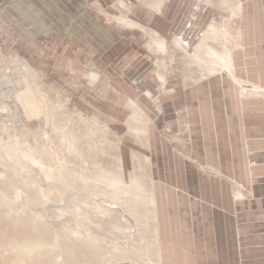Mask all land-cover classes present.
Segmentation results:
<instances>
[{"label":"rangeland","instance_id":"obj_1","mask_svg":"<svg viewBox=\"0 0 264 264\" xmlns=\"http://www.w3.org/2000/svg\"><path fill=\"white\" fill-rule=\"evenodd\" d=\"M109 1L90 0L89 8L103 22L129 30L138 55L128 65L124 60L94 67L85 60L82 68L100 70L101 79H68L48 69L39 55L33 59L6 48V42L16 45L18 38L6 34L4 29L10 28L0 17L4 24L0 26V264L22 258L15 246L40 238L55 249L34 256L36 264H161L160 243L155 241L156 210L147 205L153 187L154 147L149 138L162 151L193 160L190 132L168 107L169 91L207 77L211 68L223 65L221 57L233 53L241 42V4L239 0H111L109 5ZM122 17L139 27L128 25ZM159 37L166 38V52L157 42ZM211 49L221 53L220 58L213 57ZM147 62L144 73L152 81L138 83L136 78L142 80L145 74L136 78L133 74ZM254 86L244 82L239 89L245 96L264 95L263 87ZM142 94L155 102L157 115L134 106L144 101ZM195 166L205 174L216 173L206 164L195 162ZM135 177L145 185L140 191ZM231 190L234 200L252 195L248 186L236 182ZM66 246L74 253L64 252ZM28 257L23 264L33 263Z\"/></svg>","mask_w":264,"mask_h":264},{"label":"crops","instance_id":"obj_2","mask_svg":"<svg viewBox=\"0 0 264 264\" xmlns=\"http://www.w3.org/2000/svg\"><path fill=\"white\" fill-rule=\"evenodd\" d=\"M89 2L0 0V17L18 38L6 48L39 55L68 79H101L100 70L82 68L85 60L94 67L133 63L138 50L131 32L103 22ZM239 2L241 45L231 54L233 74L216 71L169 91L168 107L190 132L193 160L170 155L149 138L161 264H264V95L245 96L239 89L242 82L264 88V0ZM148 62L133 74H145L138 83L152 81L144 73ZM146 95L134 106L155 116L159 111ZM195 162L216 173L201 172ZM233 182L252 195L234 200Z\"/></svg>","mask_w":264,"mask_h":264},{"label":"bare ground","instance_id":"obj_3","mask_svg":"<svg viewBox=\"0 0 264 264\" xmlns=\"http://www.w3.org/2000/svg\"><path fill=\"white\" fill-rule=\"evenodd\" d=\"M160 2L157 4V7L159 6L160 7ZM240 10V9H239ZM236 11V10H235ZM238 12H240V11H238ZM192 19V18H191ZM121 20H123V22H125V23H127L128 25H130V26H138V23L137 22H134V21H132V20H130V19H126L125 17H122L121 18ZM122 22V23H123ZM211 24H212V22H211ZM216 25V24H215ZM197 26V23H195L192 27H196ZM201 26V25H200ZM217 26V25H216ZM225 26V25H224ZM227 26V25H226ZM139 27V26H138ZM191 27V28H192ZM202 28V27H201ZM208 28V27H207ZM214 28H216V27H214ZM219 28V27H218ZM211 29V28H210ZM207 30V29H206ZM209 30V29H208ZM222 30V29H221ZM230 30V29H229ZM210 31V30H209ZM218 31H220V29L218 30ZM218 31H216V30H211V34L212 35H218ZM224 31H226V30H223V33H225L226 34V32H228V31H226V32H224ZM206 33V32H205ZM208 33V32H207ZM206 33V34H207ZM153 34H154V36H158V33L157 32H153ZM211 34H207V37H209V36H211ZM205 35V34H204ZM209 35V36H208ZM227 35H229V34H227ZM219 36H222L221 34L219 35ZM218 36V37H219ZM230 37V36H229ZM241 37V36H240ZM204 38H206V37H204ZM213 38L215 39V37L213 36ZM212 38V39H213ZM239 38V37H238ZM208 39H211L210 37L208 38ZM217 39V38H216ZM215 39V40H216ZM221 39V38H220ZM225 39V38H224ZM227 39V38H226ZM225 39V40H226ZM206 40V39H205ZM241 40V39H240ZM176 41V44H177V46L178 47H182V43H181V41L180 40H175ZM207 41V40H206ZM212 41H214V40H212ZM217 41H218V39H217ZM217 41H215V42H217ZM157 42H158V44H160L161 46H162V51H164V52H166L165 50H166V48H167V41H166V38L165 37H159L158 39H157ZM203 42V41H202ZM201 42V43H202ZM237 42V41H236ZM207 44V43H206ZM209 44V43H208ZM237 44V43H236ZM185 45V44H184ZM199 45V44H198ZM241 45V44H240ZM176 46V45H175ZM211 46H212V43H211ZM236 46V45H235ZM202 47V46H201ZM201 47H199V48H201ZM208 47V46H207ZM237 47V46H236ZM242 47V46H241ZM180 48H178V49H180ZM183 48V47H182ZM205 49H206V46L204 47ZM209 48V47H208ZM215 48V47H214ZM240 48V47H239ZM197 49V48H196ZM195 49V50H196ZM233 49V48H232ZM187 50V49H186ZM195 50L193 51V52H195ZM199 50V49H198ZM201 51H202V49H200ZM199 50V51H200ZM208 50V49H207ZM217 50V49H216ZM188 51H190L189 49L187 50V52ZM197 51V50H196ZM198 51V52H199ZM203 51H204V49H203ZM185 52V51H184ZM186 52V53H187ZM197 52V53H198ZM207 52V51H206ZM213 53L212 54V56L214 57L215 55H216V57H219L220 58V54H217L218 53V51H217V53H216V51H214V50H212L211 49V51H210V53ZM189 53V52H188ZM192 54V53H191ZM194 54V53H193ZM202 53H200V55H201ZM206 54V53H205ZM190 55V54H189ZM199 55V56H200ZM220 55V56H219ZM227 55V54H226ZM187 56V55H186ZM193 56V55H192ZM206 56H208L209 57V54L208 55H206ZM190 57H191V55H190ZM189 57V58H190ZM201 58V57H200ZM196 59H198V58H196ZM202 59H204L203 57H202ZM206 59V58H205ZM204 59V60H205ZM222 61H221V63H223V65L221 64V66L220 65H217V67H213V68H211L212 69V73L213 72H216V71H220V70H218V68H222V69H224L225 70V72H229V73H231V74H233V67H232V60H231V55L229 56H226V57H221L220 58ZM203 60V61H204ZM207 60H208V58H207ZM212 60V59H211ZM215 60V59H214ZM217 60V59H216ZM219 60V59H218ZM194 61V60H193ZM203 61H201L202 63H204ZM213 61V60H212ZM206 62V61H205ZM196 64H198L197 63V61H196ZM219 64H220V61H219ZM201 65V64H200ZM199 65V66H200ZM212 65H213V63H212ZM211 65V66H212ZM202 66V65H201ZM207 66V65H206ZM205 66V67H206ZM207 68H209L208 66H207ZM201 69H203V68H201ZM200 69V70H201ZM210 69V70H211ZM235 69V68H234ZM227 70V71H226ZM236 70V69H235ZM206 71H208V69L206 70ZM221 72V71H220ZM202 73H203V71H202ZM200 74V75H203V74ZM207 73V72H206ZM209 74H210V72H209ZM237 74V73H236ZM211 75V74H210ZM214 75V74H213ZM230 75V74H229ZM162 76V75H161ZM206 76V75H205ZM209 76V75H208ZM230 76H232V75H230ZM234 76V75H233ZM165 78V77H164ZM201 78V76L199 77V79ZM235 78V77H234ZM163 79V78H162ZM165 80V79H164ZM201 80V79H200ZM199 80V81H200ZM243 80V79H242ZM237 81H239V80H237ZM163 82V81H162ZM165 82V81H164ZM240 82V81H239ZM253 82V81H252ZM243 83V82H242ZM242 83H239L240 85L242 84ZM248 83V82H247ZM244 84V83H243ZM242 87V86H241ZM254 87H256V86H254ZM258 87H260V86H258ZM253 88V87H252ZM262 89V88H261ZM244 90H246V89H244ZM249 90V89H248ZM248 90H246V91H248ZM255 91H257V92H260L261 90H260V88H255L254 89ZM243 91V90H242ZM249 92V91H248ZM253 92V91H252ZM148 93V92H147ZM255 93V92H254ZM263 93H264V91H263ZM261 94V93H260ZM138 110V109H137ZM134 111H135V109H134ZM134 113V112H133ZM136 113H137V111H136ZM140 113V112H139ZM79 114V113H78ZM135 114V113H134ZM136 115H138V114H136ZM139 116V115H138ZM147 122H148V120H146ZM146 122V123H147ZM147 131V130H146ZM143 132V131H142ZM136 134V133H135ZM146 134V133H145ZM144 139V138H143ZM147 143V142H146ZM119 150V149H118ZM35 159H33V161H34ZM36 161V160H35ZM36 162H38V161H36ZM139 163V162H138ZM146 163H147V161H146ZM148 164H150V163H148ZM118 165H120V163L118 164ZM142 166V165H141ZM148 166V165H147ZM41 167H43V166H41ZM120 167V166H119ZM136 168V167H135ZM146 168V167H145ZM138 170V168L136 169V171ZM143 170V169H142ZM135 172V171H134ZM137 173V172H136ZM135 173V174H136ZM121 178V177H120ZM119 178V179H120ZM118 179V178H117ZM125 179V178H124ZM140 179V178H139ZM138 179V177L136 178L135 177V181H136V183H137V185H138V187H140V188H138L139 189V191L140 190H142L141 188H143L142 187V185H144V184H142L141 185V181ZM85 180V179H84ZM130 180H132L133 181V178H131ZM142 180V179H141ZM145 180V179H144ZM152 181V180H151ZM85 182V181H84ZM107 182V181H106ZM114 182V181H113ZM127 182V181H126ZM144 182V181H143ZM146 182V181H145ZM112 183V182H111ZM117 183V182H116ZM130 183V182H129ZM152 183V182H151ZM113 184V183H112ZM118 184V183H117ZM109 185V184H108ZM122 185V184H121ZM120 185V186H121ZM151 185H153V183L151 184ZM114 186V185H113ZM131 186V185H130ZM129 186V187H130ZM145 186V185H144ZM118 187V186H117ZM122 187V186H121ZM126 187V186H125ZM150 187H148V189H149ZM119 189V188H118ZM127 189H128V186H127ZM138 189H136L137 191H138ZM117 190V189H116ZM122 190V189H121ZM134 190V189H133ZM138 191V193L137 194H143V191H141V192H139ZM81 192V191H80ZM124 192V191H123ZM128 192H130V190L128 191ZM20 193V192H19ZM90 194V193H89ZM136 195V194H135ZM141 196H144V195H141ZM116 197V196H115ZM237 197V196H236ZM241 197V196H240ZM239 197V198H240ZM138 198V197H137ZM147 198H148V201H149V203H147V205H149L150 204V206H149V209L151 208V211L153 212V211H155V208H156V201H155V193H154V191H153V187H152V190L150 189V192H148V196H147ZM123 199H125V198H123ZM141 199V198H140ZM139 199V200H140ZM237 199V198H236ZM108 200V199H107ZM122 200V199H121ZM132 200H134L133 198H132ZM146 200H140V203H142V202H145ZM137 202V200L134 202V203H136ZM147 202V201H146ZM122 203V202H121ZM131 203V202H130ZM130 203H128L129 205H130ZM126 204V203H125ZM124 204V205H125ZM145 204V203H144ZM136 205V204H135ZM134 205V207H136ZM138 205H139V203H138ZM141 205V204H140ZM114 206V205H113ZM127 207H129V206H127ZM145 207H146V205H145ZM148 208V207H147ZM123 209H127L126 208V206H125V208H123ZM138 209V208H137ZM130 210H132L131 208H130ZM135 210H136V208H135ZM134 209H133V211H135ZM141 211V210H140ZM139 211V212H140ZM149 211V210H148ZM122 212H124V211H122ZM129 212H131V214H133V216H134V213H132V211H129ZM122 214V213H121ZM123 215V214H122ZM130 215V214H129ZM126 217V216H125ZM129 217H131V215L129 216ZM129 217L128 218H126V219H129ZM154 217V216H153ZM78 218V217H77ZM123 218H124V216H123ZM132 219H133V217H132ZM125 220V219H124ZM79 221V220H78ZM127 221V220H126ZM126 226V225H125ZM128 226V225H127ZM156 231H157V228H156ZM77 234V233H76ZM156 234H157V232H156ZM82 235V234H81ZM45 236V235H44ZM90 236V235H89ZM30 237V236H29ZM71 237H73V236H71ZM91 237V236H90ZM27 238V237H26ZM85 238H86V236H85ZM89 238V237H88ZM87 238V239H88ZM92 238V237H91ZM58 239V238H57ZM86 239V240H87ZM93 239V238H92ZM92 239H90V240H92ZM95 239V238H94ZM37 240V239H36ZM45 240V239H44ZM43 239L41 240V238H40V240H38V241H34L33 239L32 240H26V241H24L23 243H21L19 246H15L16 247V249H18L19 250V253H20V255L22 256V258H17V259H19L18 261H16V260H14L15 262L13 263V260H12V264H23V262L24 261H26V259H27V256L29 255V257H28V260H30L31 258H32V260H30V261H34V259H33V257L34 256H36V255H41V252L42 251H52V250H54L55 248L54 247H52L51 246V244L49 243H47V242H45ZM90 240H88L87 241V243L88 242H90ZM132 241V240H131ZM155 241H156V245H157V243H158V240L155 238ZM81 242V241H80ZM84 243L86 242L85 240L83 241ZM64 243V242H63ZM49 246H48V245ZM86 244V243H85ZM90 244H93V242H91ZM155 244V243H154ZM89 244H87V246H88ZM151 246V245H150ZM15 247H13V248H15ZM79 247V246H78ZM90 247V246H89ZM97 247V246H96ZM83 248V247H82ZM93 248H95L94 246H93ZM63 249V251L64 252H69V253H71V252H73V248H71V246H66V247H64V248H62ZM95 250V249H94ZM13 251H14V249H13ZM62 251V250H61ZM108 252V251H107ZM147 252V251H146ZM74 253V252H73ZM100 253V252H99ZM114 253V252H113ZM24 254H27V255H24ZM101 254V253H100ZM96 255V254H95ZM117 255V254H116ZM119 255V254H118ZM137 255V254H136ZM26 257V258H25ZM40 257V256H39ZM135 257V256H134ZM107 258V257H106ZM110 258V257H109ZM153 258V257H152ZM159 258V257H158ZM21 259V260H20ZM122 259V258H121ZM139 260V259H138ZM38 261V260H37ZM121 261V260H120ZM57 262V261H56ZM104 263V262H103ZM110 263V262H109ZM31 264H36L35 262H33V263H31ZM106 264V263H105Z\"/></svg>","mask_w":264,"mask_h":264},{"label":"built area","instance_id":"obj_4","mask_svg":"<svg viewBox=\"0 0 264 264\" xmlns=\"http://www.w3.org/2000/svg\"><path fill=\"white\" fill-rule=\"evenodd\" d=\"M0 26H1V27H4V24H3V23H0ZM4 31H6V34H8V35H10V36H12V37L14 36V34H13L12 32H10L9 29L7 30V29L5 28ZM14 37H15V36H14ZM15 38H16V37H15ZM16 39H17V38H16Z\"/></svg>","mask_w":264,"mask_h":264}]
</instances>
